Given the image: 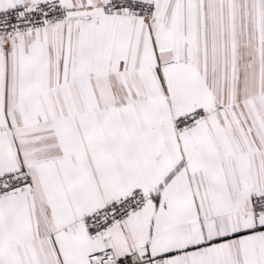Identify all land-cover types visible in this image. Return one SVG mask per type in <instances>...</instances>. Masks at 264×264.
I'll return each mask as SVG.
<instances>
[{
    "label": "snow or ice",
    "instance_id": "6c2138e0",
    "mask_svg": "<svg viewBox=\"0 0 264 264\" xmlns=\"http://www.w3.org/2000/svg\"><path fill=\"white\" fill-rule=\"evenodd\" d=\"M0 264H264V0H0Z\"/></svg>",
    "mask_w": 264,
    "mask_h": 264
}]
</instances>
